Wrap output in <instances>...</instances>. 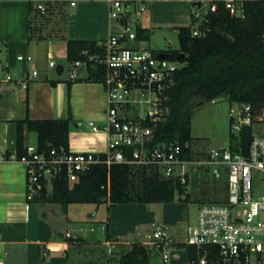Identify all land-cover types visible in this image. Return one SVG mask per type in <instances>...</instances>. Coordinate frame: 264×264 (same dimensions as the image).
Listing matches in <instances>:
<instances>
[{"label":"built area","instance_id":"built-area-1","mask_svg":"<svg viewBox=\"0 0 264 264\" xmlns=\"http://www.w3.org/2000/svg\"><path fill=\"white\" fill-rule=\"evenodd\" d=\"M109 14L115 22L106 40L100 41L104 53L89 54L84 61L73 62L70 78L80 77L88 63L105 67L103 85L107 94L106 123L99 125L90 121L94 132L107 133V149L104 152H74L69 148L50 147L39 151L37 146L28 145L22 156L16 153L12 158L21 162L26 169L28 198L39 196L44 190L50 191L54 180L66 175L68 182H77L80 175L95 164H105L108 169L118 163L135 165L152 164L159 168L166 178L179 176L186 181L187 171L177 173L179 166L187 163L209 165L216 178L226 174V196L218 201L203 203L198 210L195 224L189 228L187 241L172 239L162 224H158L147 244L161 252V262L170 264V247L179 244L196 246L202 255L193 260L194 264H210V253H216L214 264H264V193H256V186H264V134H253L245 150L229 147H212L202 158L195 155L186 158L184 149L192 147L186 143L154 142V129L165 121L171 111L170 89L176 72L184 65L178 58H159V52L147 46V40L137 37L136 25L146 11L145 2L135 0H107ZM194 5L192 34L202 35L200 23L210 11L216 9L212 0H191ZM234 15L243 14L235 5L236 0H225ZM208 2L207 4H205ZM41 14L46 6L38 5ZM19 60L32 62L31 56H18ZM50 66H55L50 61ZM6 80H12L7 66H3ZM38 76L33 70L30 77ZM239 104V103H238ZM237 112L231 110V132L239 135L244 126L254 123L249 104H239ZM196 158V159H195ZM85 230L107 234V226H71L66 232L67 240H78ZM214 261V260H213ZM120 264V263H113ZM157 264V263H147Z\"/></svg>","mask_w":264,"mask_h":264},{"label":"crops","instance_id":"crops-1","mask_svg":"<svg viewBox=\"0 0 264 264\" xmlns=\"http://www.w3.org/2000/svg\"><path fill=\"white\" fill-rule=\"evenodd\" d=\"M41 3L46 6L45 14L38 9ZM47 19L60 20V33L49 37L40 32L42 22ZM114 23L107 0H0L1 68L6 65L12 75L10 81L5 76L0 78V264H113L116 254L122 252L119 246L129 243L122 237L135 231L141 210L148 212L146 205L160 204H67L40 201L38 197L42 194L29 199L25 166L12 158L16 152L11 121L26 116L32 119L70 116V150L106 151L107 133L94 132L89 126L90 121L101 126L106 123L107 94L103 83L72 80L73 62L68 61L69 76H65L63 65L61 75L52 68L58 66L54 58L67 59L68 39L106 40ZM139 24L151 28L140 20ZM18 56H31L32 62L19 60ZM44 57L47 65L43 63ZM50 61L55 66H50ZM34 69L38 76L32 78ZM85 76L83 68L80 77ZM28 137L26 132V146ZM9 150L11 153L7 155ZM172 203L163 204L171 207ZM169 219L166 213V225ZM103 224L107 226L106 235L85 230L78 240L66 239L71 226ZM162 225L169 235L168 227Z\"/></svg>","mask_w":264,"mask_h":264},{"label":"trees","instance_id":"trees-1","mask_svg":"<svg viewBox=\"0 0 264 264\" xmlns=\"http://www.w3.org/2000/svg\"><path fill=\"white\" fill-rule=\"evenodd\" d=\"M216 9L210 11L200 23L202 35L192 34V25L179 26V50L166 51L178 58L184 65L176 72L175 81L170 89L171 111L168 118L154 129V142H178L182 146L192 144V116L195 109L206 102L227 97L231 103L249 104L254 123L264 121V0H236L241 8V16L234 15L225 0H212ZM195 20H192L194 25ZM140 40L150 39V30L136 25ZM104 53L100 41L92 39L67 40V59L70 63L84 61L86 54ZM183 53L184 57L179 58ZM102 65L86 66V76L77 82H100L105 78ZM51 83L55 84L54 81ZM27 101V98H26ZM70 116L62 119H24L13 120V150L22 156L27 149L25 133L37 135L36 146L39 151L50 147L69 148ZM252 136L251 126H244L239 135L230 133V146L248 149ZM12 150V149H11ZM9 150L7 155L11 152ZM184 156L195 155L192 147L184 149ZM189 183L176 181V176L164 177L156 165H135L118 163L110 169L105 164H95L80 175L77 182L70 184L66 175L54 180L51 191L44 190L38 200L61 203L109 202V206L120 203H170L176 194L190 201L187 191ZM190 254V264L203 251L193 245L179 244ZM210 264L218 259L210 253ZM214 260V261H213ZM120 264L149 263V249L142 243H133L122 255Z\"/></svg>","mask_w":264,"mask_h":264},{"label":"rangeland","instance_id":"rangeland-1","mask_svg":"<svg viewBox=\"0 0 264 264\" xmlns=\"http://www.w3.org/2000/svg\"><path fill=\"white\" fill-rule=\"evenodd\" d=\"M206 2L205 4H207ZM146 11L140 16V21L150 25V39L147 46L155 52L179 50L180 42L178 38V27L192 25L194 19V5L191 0H151L146 2ZM68 18V17H66ZM67 20V19H66ZM59 21H50L47 19L42 22L40 32L45 36H55L60 33ZM70 22V20H67ZM2 58V55L0 56ZM57 65L65 67V76H69L71 67L67 59L54 58ZM44 64L48 60L44 57ZM57 67L52 68L55 72ZM84 74V72H82ZM6 76L3 74L0 60V78ZM240 108L238 103H231L227 97H221L212 102H206L198 106L192 116V149L197 158H202L203 154L212 147H229L231 133V110L237 112ZM253 134L261 136L264 134L263 127L259 124L252 126ZM28 143L36 146L37 135L29 132ZM196 159V158H195ZM186 170L189 175L187 191L191 200L186 202L179 198L185 195L176 194L175 201L166 207V204H148V212L141 210L139 213V223L133 233L122 237V240H128L129 243L120 245V250L116 254L113 263H118L119 258L126 253L133 243L139 242L149 249V262L160 263L161 252L155 246L147 244L148 235H152L158 224H164V216L167 213L169 223L166 225L167 231L177 242H186L188 227L196 222L199 207L203 203L218 201L226 196V174L221 179L216 178L209 165L187 163L177 168L180 174ZM51 191V186L49 187ZM256 193H264V186L258 184ZM152 212V213H151ZM143 215V217H141ZM96 232H94L95 234ZM98 234V232L96 233ZM106 238V237H103ZM170 264H190V254L187 249L180 246L170 247Z\"/></svg>","mask_w":264,"mask_h":264},{"label":"water","instance_id":"water-1","mask_svg":"<svg viewBox=\"0 0 264 264\" xmlns=\"http://www.w3.org/2000/svg\"><path fill=\"white\" fill-rule=\"evenodd\" d=\"M159 58H172L173 56L170 54V53H168V52H166V51H161V52H159L158 53V55H157ZM184 57V54L183 53H181L180 55H179V58L181 59V58H183ZM63 66L62 65H58L57 66V73L59 74V75H61L62 74V72H63ZM179 180V176H176V181H178Z\"/></svg>","mask_w":264,"mask_h":264}]
</instances>
